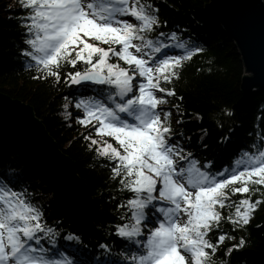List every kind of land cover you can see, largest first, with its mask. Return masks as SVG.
<instances>
[{
  "label": "snow or ice",
  "instance_id": "1",
  "mask_svg": "<svg viewBox=\"0 0 264 264\" xmlns=\"http://www.w3.org/2000/svg\"><path fill=\"white\" fill-rule=\"evenodd\" d=\"M19 4L26 10L21 19L28 35L22 51L30 58L29 66L34 62L37 78L59 81L63 64L74 66L64 75L67 83L109 86L105 100L80 99L75 107L82 109L77 122L97 134L84 137L90 141L87 147L97 145L98 156L114 165H110L112 178H119L121 188L131 194L126 200L131 216L115 226V233L131 242L128 248L138 246L133 254H125V260L214 264L218 246L228 236L220 231L218 209L233 208L223 219L244 228L264 199L241 196L235 204L229 199L230 194H251L264 187V144L244 152L236 160L241 167L224 174H213L212 161L201 164L179 144L171 113L162 107L169 103L166 96L176 92L165 85L201 49L178 42L175 47L183 54L169 56L166 52L168 44L176 41L175 32L149 39L147 34L160 21L146 0H19ZM63 107L67 109L68 103ZM42 216L26 190L0 186V264H78L63 254L60 259L49 258L57 250L45 249L42 239L55 244L56 230L46 226ZM213 229L219 232L215 240L208 238ZM144 235L147 238L141 239ZM245 243L241 236L225 254Z\"/></svg>",
  "mask_w": 264,
  "mask_h": 264
},
{
  "label": "trees",
  "instance_id": "2",
  "mask_svg": "<svg viewBox=\"0 0 264 264\" xmlns=\"http://www.w3.org/2000/svg\"><path fill=\"white\" fill-rule=\"evenodd\" d=\"M146 2L153 6L160 21L147 34L149 39L158 40L161 32L166 35L175 32L176 41L171 43L174 46L184 42L188 48L196 46L201 49L184 61L179 76L165 85L176 92L175 96H166L169 103L163 108L171 113L172 131L179 144L201 164L212 161L209 167L213 174H224L241 167L236 160L242 158L244 152H254L264 144V88L249 94L241 93L240 80L244 72L238 50L219 23L205 14L203 5L207 0ZM25 13L19 0H0V92L31 105L47 133L75 163L79 177L83 178L90 192L93 215L89 221L67 216L26 165L3 152H0V186L7 185L15 191L26 190L29 201L41 209L45 225L56 230L55 244L42 239L45 249L57 250L49 258L60 259L63 254L78 264H129L125 254H133L138 246L128 248L131 242L119 237L115 226L126 223V218L131 216L126 207L131 194L121 188L119 178H112L110 165H114L98 156L97 145L92 149L87 147L90 141L84 137H96L97 134L91 127L77 122V114L82 113V109L75 107L80 99L105 100L109 94L105 89L109 86L69 87L64 75L74 70L72 65H61L59 81L51 77L37 78L34 62L29 66L30 58L22 51L24 40L28 38L21 19ZM171 44H168L167 55L183 54V49H170ZM116 59L112 57V62ZM120 63L123 65L124 62ZM65 103L69 105L67 109L63 107ZM108 104L111 106L110 101ZM66 112L69 113L67 118ZM105 139L115 144L113 138ZM238 151L240 153L234 156ZM10 179L14 184H8ZM249 195L252 200L264 198V187L251 194H230L229 199L235 204L241 196ZM218 210L222 215L220 231L228 236L218 246L214 264L222 261L227 264H264V199L244 228L234 227L223 219L234 211L233 208L225 206ZM218 234L213 229L208 238L215 240ZM241 236L245 245L226 255L230 245L238 242ZM146 238V235L141 237Z\"/></svg>",
  "mask_w": 264,
  "mask_h": 264
},
{
  "label": "water",
  "instance_id": "3",
  "mask_svg": "<svg viewBox=\"0 0 264 264\" xmlns=\"http://www.w3.org/2000/svg\"><path fill=\"white\" fill-rule=\"evenodd\" d=\"M203 7L238 50L244 72L240 91L264 88V0H207ZM0 152L24 163L63 213L90 220L92 200L75 163L47 133L31 105L1 92Z\"/></svg>",
  "mask_w": 264,
  "mask_h": 264
},
{
  "label": "rangeland",
  "instance_id": "4",
  "mask_svg": "<svg viewBox=\"0 0 264 264\" xmlns=\"http://www.w3.org/2000/svg\"><path fill=\"white\" fill-rule=\"evenodd\" d=\"M170 49H177L173 44H171V46L169 47ZM82 85H90V86H95V85H101V84H99V83H97V82H93V81H88V82H83V84H73L72 86H69V87H73V86H75V87H79V86H82ZM255 89V88H254ZM253 89V90H254ZM252 90V91H253ZM251 93V92H250ZM163 107V106H162ZM164 109V108H163ZM122 118H128V117H126V116H122ZM128 119H131V118H128ZM5 154V153H4ZM12 156V155H11ZM14 157V156H13ZM15 158V157H14ZM28 169V168H27ZM30 171V170H29ZM42 184V183H41ZM86 184V183H85ZM42 186H43V184H42ZM87 187V186H86ZM43 188H44V186H43ZM45 189V188H44ZM51 197H52V195H51ZM91 198V197H90ZM92 211H93V203H92ZM93 215V214H92ZM92 217V216H91ZM75 219V218H74ZM91 219V218H90ZM79 220H81V219H79ZM84 221V220H83ZM87 221H89V220H87Z\"/></svg>",
  "mask_w": 264,
  "mask_h": 264
},
{
  "label": "bare ground",
  "instance_id": "5",
  "mask_svg": "<svg viewBox=\"0 0 264 264\" xmlns=\"http://www.w3.org/2000/svg\"><path fill=\"white\" fill-rule=\"evenodd\" d=\"M220 26V25H219ZM259 90H261V89H254V91H259ZM252 92V91H251ZM242 93V92H241ZM243 94V93H242ZM240 153V151H238V152H235V154H233L234 156H237L238 154ZM77 170V169H76ZM78 174V173H77ZM88 192H89V190H88ZM89 194H90V192H89ZM84 221H87V220H84Z\"/></svg>",
  "mask_w": 264,
  "mask_h": 264
}]
</instances>
